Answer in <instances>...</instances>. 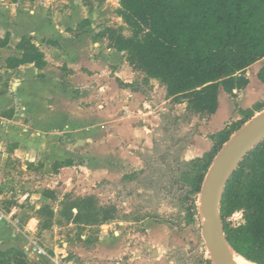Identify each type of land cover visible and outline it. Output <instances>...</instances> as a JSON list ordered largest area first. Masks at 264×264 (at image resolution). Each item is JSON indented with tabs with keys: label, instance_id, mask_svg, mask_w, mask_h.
<instances>
[{
	"label": "crops",
	"instance_id": "crops-1",
	"mask_svg": "<svg viewBox=\"0 0 264 264\" xmlns=\"http://www.w3.org/2000/svg\"><path fill=\"white\" fill-rule=\"evenodd\" d=\"M118 8V0H0V40L8 37L7 46L0 47L1 201L29 202L35 209L56 212L66 195H84L103 181L115 183L139 169L142 153L152 150L159 114L169 100L161 98L164 87L155 80L149 95L117 84H131L139 75L126 53L109 47L101 35L107 27L122 25L114 14ZM22 38L42 52L44 67H7L8 59L21 58L16 46ZM250 68L245 90L235 98L219 90L217 112L204 121L193 117L190 126L203 137L235 120L236 105L247 109L264 100V85L255 76L258 68L249 78ZM210 148L209 139L191 137L181 159L200 158ZM61 163L65 165L53 170ZM8 211L13 225L0 224L1 251H19L31 264H90L122 254L124 237L118 233L97 252L63 244L59 255H48L55 262L37 256L29 248L34 244L30 238L26 243L11 232L10 226L20 221L13 215L28 211L14 205ZM31 221L27 219L28 226ZM168 232L164 225L145 222L150 256L155 249L163 257ZM69 247L75 258L67 257Z\"/></svg>",
	"mask_w": 264,
	"mask_h": 264
},
{
	"label": "trees",
	"instance_id": "trees-1",
	"mask_svg": "<svg viewBox=\"0 0 264 264\" xmlns=\"http://www.w3.org/2000/svg\"><path fill=\"white\" fill-rule=\"evenodd\" d=\"M118 3L117 13L131 35L124 38L121 29L113 27L105 28L101 35L106 37L109 47L125 52L132 71L142 76L131 84L117 80L119 87L146 95L149 81L155 80L164 87L166 98L185 103L183 115L173 110L159 114L165 147L153 138L149 156H141L143 168L138 174L124 175L120 182L132 176L137 179L147 173L156 174L167 184L159 190L178 201L190 222L198 212L196 203L215 158L242 126L264 112V100L247 109L235 107L240 120L211 135L213 145L200 158L181 160L185 147L178 141L179 127L192 116L214 115L220 104L219 90L235 98L237 92L247 88L245 71L264 60V0H118ZM7 41L5 36L0 47L7 46ZM16 48L22 56L8 59V68L24 64H33L37 69L45 66L42 52L30 39L22 38ZM255 76L264 85V64ZM159 152L160 163L167 168L165 172L152 167ZM64 165L55 164L53 170ZM105 184L109 182L103 181L95 188ZM73 199L71 194L64 197L61 215L74 224L102 225L112 220L106 208L95 206L92 196ZM218 211L229 248L250 264H264V139L229 176L220 194ZM234 212H241L243 217V223L236 227L228 222ZM0 264L31 263L23 253L11 249L0 254ZM200 264H212L210 256Z\"/></svg>",
	"mask_w": 264,
	"mask_h": 264
},
{
	"label": "rangeland",
	"instance_id": "rangeland-1",
	"mask_svg": "<svg viewBox=\"0 0 264 264\" xmlns=\"http://www.w3.org/2000/svg\"><path fill=\"white\" fill-rule=\"evenodd\" d=\"M118 10L119 8L114 11V14L121 19L122 25L119 27H114L116 26L114 25L113 28H120L122 36L124 38L129 37L131 31L126 26L122 17L118 15ZM263 64L264 60H261L257 65L250 68L248 70L249 78H252L255 74V70L257 68L259 69ZM137 76L141 75L139 74ZM149 82L152 84V81ZM151 88L146 87L148 95L149 92H151ZM163 91L164 93H161L162 99L163 97L166 98L165 89ZM166 99L169 100V102L166 103L164 110L161 112L173 110L177 115H183L185 103H175L172 101V98ZM233 102L236 104L237 100ZM193 117L199 118L198 116H192L189 122L182 123L179 127L177 137L178 141L181 145H184V147L189 144L191 137H198L200 139L207 138L210 140L211 135H205L203 137L202 134L197 132L195 126H190ZM208 118L209 117L199 118V121H204ZM240 118L241 116H238L235 120L228 122L225 127L235 125ZM154 139L159 146L162 148L165 147L166 143L160 132V128L154 132ZM212 145L213 143L211 142V147ZM149 154L150 152L144 151L142 156L147 158ZM154 160L156 164L152 165L153 168L159 167L163 169L164 172L167 170L165 165L160 163V152ZM142 168L143 164L139 169L131 171L126 175L138 174L139 170ZM133 177L134 176L123 182H120V179L118 182L105 184L99 189L94 188L91 192L84 195H72V198L76 200L81 197L92 196L95 199V206L103 209L106 208L110 213L112 220L108 224H74L71 219L61 215L65 201L61 202L56 212L44 207L35 209V205L29 202H11V204H9L0 200V206L7 213H10L8 210L11 205L21 207L28 211V213H24L22 216L17 214L13 215V217L19 218L20 221H17L15 226H10L11 232L26 243H28L27 239L30 238L36 246L42 248L50 257L57 254L59 255V249L63 248V244H67L73 248L82 247L89 252H97L101 248V245L103 246L107 243L109 238H116L118 233H122L124 242L122 243V254L119 255V259L108 258L102 261L91 260L89 263L200 264L201 261L206 260L210 255L202 237V222L204 218L200 212L199 200L196 203L198 212L193 214L189 222L184 209L178 205V201L174 197L165 195L159 190L160 186H167L163 179L156 174L151 175L150 173L140 178L138 177L137 179H132ZM145 179L152 180L153 183H144ZM72 213L75 214L76 209H74ZM27 219H34L35 221H31L28 226L26 223ZM146 221H153L168 227L169 239L164 242L163 248L165 254H163L161 258L159 257L160 254L157 256V250L155 251V249L153 250V257L150 256L149 250L152 249V247L150 248L148 242L149 238L145 233ZM228 222L234 227L241 225L243 223L241 212H234L228 218ZM45 231L47 232L46 234L44 233ZM43 234H45L46 237L43 239L44 243H41L39 239ZM81 237H83V239H81ZM88 245L90 248L87 247ZM31 246L32 245H30L29 248H31ZM55 247H57V250ZM1 250L2 248H0V254L8 251ZM67 254V257L70 259L76 257L73 255L72 248L70 247L68 248ZM39 262L40 264H44V261L40 260Z\"/></svg>",
	"mask_w": 264,
	"mask_h": 264
},
{
	"label": "water",
	"instance_id": "water-1",
	"mask_svg": "<svg viewBox=\"0 0 264 264\" xmlns=\"http://www.w3.org/2000/svg\"><path fill=\"white\" fill-rule=\"evenodd\" d=\"M264 139V112L242 126L224 145L204 180L199 195L202 237L213 264H232L218 211L220 194L229 176L247 153ZM233 252V251H232Z\"/></svg>",
	"mask_w": 264,
	"mask_h": 264
},
{
	"label": "built area",
	"instance_id": "built-area-1",
	"mask_svg": "<svg viewBox=\"0 0 264 264\" xmlns=\"http://www.w3.org/2000/svg\"><path fill=\"white\" fill-rule=\"evenodd\" d=\"M0 224H9V225H13L12 222H11V214L5 212L1 206H0ZM31 252L36 254L37 256H40V257H44L46 259H50L52 260L53 262H55V257L54 259L53 258H50L42 248H39L38 246H36L35 244L31 247ZM66 259V256H61V259Z\"/></svg>",
	"mask_w": 264,
	"mask_h": 264
},
{
	"label": "bare ground",
	"instance_id": "bare-ground-1",
	"mask_svg": "<svg viewBox=\"0 0 264 264\" xmlns=\"http://www.w3.org/2000/svg\"><path fill=\"white\" fill-rule=\"evenodd\" d=\"M228 252H229V259H230V262L232 264H250V263L246 262L245 260H243L242 258H240L234 252H232L230 250H228Z\"/></svg>",
	"mask_w": 264,
	"mask_h": 264
}]
</instances>
